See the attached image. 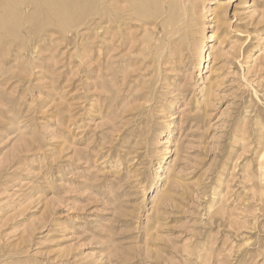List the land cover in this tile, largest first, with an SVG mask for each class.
I'll use <instances>...</instances> for the list:
<instances>
[{
  "label": "rangeland",
  "instance_id": "374dc122",
  "mask_svg": "<svg viewBox=\"0 0 264 264\" xmlns=\"http://www.w3.org/2000/svg\"><path fill=\"white\" fill-rule=\"evenodd\" d=\"M108 1L0 0V264H264V0Z\"/></svg>",
  "mask_w": 264,
  "mask_h": 264
},
{
  "label": "bare ground",
  "instance_id": "6f19581e",
  "mask_svg": "<svg viewBox=\"0 0 264 264\" xmlns=\"http://www.w3.org/2000/svg\"><path fill=\"white\" fill-rule=\"evenodd\" d=\"M102 1H103V16H106L108 12L107 3L109 1L108 0H102ZM111 1L115 2V4L116 2L117 3L119 2L118 0H111ZM122 1L124 2L127 1L129 3H132V2L136 3L137 9H133L132 12H138L140 14L145 13L149 15L150 17L154 18V20H156L157 22L156 24L159 25L160 30L158 31V33L162 37L161 38L162 44H163V33L165 36L171 35L173 33L172 31L175 25H177L179 17L185 12L184 10L186 9L187 3H188V0H120V2ZM128 16H129V13H128ZM103 19H105V17ZM157 42L158 41H156L155 44Z\"/></svg>",
  "mask_w": 264,
  "mask_h": 264
}]
</instances>
